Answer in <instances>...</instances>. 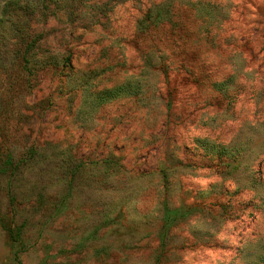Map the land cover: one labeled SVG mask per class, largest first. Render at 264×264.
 Segmentation results:
<instances>
[{
  "label": "rangeland",
  "instance_id": "rangeland-1",
  "mask_svg": "<svg viewBox=\"0 0 264 264\" xmlns=\"http://www.w3.org/2000/svg\"><path fill=\"white\" fill-rule=\"evenodd\" d=\"M39 8L0 43V264H264V0Z\"/></svg>",
  "mask_w": 264,
  "mask_h": 264
},
{
  "label": "trees",
  "instance_id": "trees-1",
  "mask_svg": "<svg viewBox=\"0 0 264 264\" xmlns=\"http://www.w3.org/2000/svg\"><path fill=\"white\" fill-rule=\"evenodd\" d=\"M66 0H4L3 5L1 6V11H0V43L2 42L1 40H4L2 37V30L4 28H8L11 32L15 33H20L23 30L17 26L19 20L21 18H24L27 14L33 13L36 9H41L39 8V5L44 6L45 4L48 3H58V2H65ZM14 39H18L19 43H22L23 40V34H16L14 35ZM31 47L30 44H27L26 47L24 48V54H26ZM25 62L27 60H24ZM167 218L168 220L174 219V217L177 216L176 211L174 210H167L166 211ZM18 241L19 239L16 238ZM14 259L17 262V264H21L20 257L18 255V252L15 253Z\"/></svg>",
  "mask_w": 264,
  "mask_h": 264
}]
</instances>
